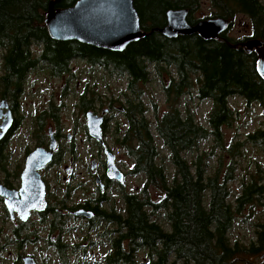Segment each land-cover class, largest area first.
<instances>
[{"label":"trees","instance_id":"1","mask_svg":"<svg viewBox=\"0 0 264 264\" xmlns=\"http://www.w3.org/2000/svg\"><path fill=\"white\" fill-rule=\"evenodd\" d=\"M52 1L0 0V55L4 70L0 96L9 97L16 104L27 75L39 61L48 65V72L59 75L69 71L76 57L86 58L110 75L129 78L131 94L125 104L128 126L124 130L117 127L116 138L135 158L133 173L145 175V194H127L124 212L105 214L115 218L119 227V236L113 242L115 252L108 257V263L138 264L135 251L139 248L148 253V264H246L244 255L264 260V220L257 222L250 245L243 246L231 238L237 220L250 207L252 210L257 204L264 205L261 167L256 174L252 173L251 179L241 181V191L233 200L230 187L236 179L237 160L245 155L246 146L264 149V79L257 71L256 51L249 53L243 46L249 39L264 41V0H207L213 12L199 18L195 12L202 0H134L143 30L151 33L122 52L79 41L54 40L45 24ZM77 1L60 0L54 7L67 8ZM181 8L189 10L191 24L222 17L230 21V27L209 40L198 34L169 38L160 31H152L167 24L169 10ZM240 16H245L251 27V35L244 39L228 33ZM34 45L41 46V51L34 52ZM169 66L175 68V74ZM150 69L158 79L161 76L164 84L169 106L163 112L155 101L147 106L141 99L144 90L140 85L152 80ZM163 70L170 72L168 85ZM193 88L200 100L212 103L206 125L189 110L183 111L177 102ZM234 97H241L248 106H260L263 118L244 139L226 143L223 131L232 127L239 115L230 105ZM87 98L83 93L82 108L88 107ZM150 111L152 118L148 116ZM157 139L169 151L172 176L167 165L159 162ZM209 139L213 142L211 153L221 149L222 156L208 174L202 154L190 160L186 153L196 152L201 141ZM3 149L2 141L0 167L5 157ZM226 155L231 159L228 164L224 161ZM150 187L159 193L156 202L150 198ZM158 211L164 213V223L151 218ZM245 217L244 220L249 219Z\"/></svg>","mask_w":264,"mask_h":264},{"label":"rangeland","instance_id":"2","mask_svg":"<svg viewBox=\"0 0 264 264\" xmlns=\"http://www.w3.org/2000/svg\"><path fill=\"white\" fill-rule=\"evenodd\" d=\"M203 3L195 12L197 18L209 16L212 14L213 9L207 0H202ZM229 35L236 39H244L251 35V27L247 23V18L245 16H240L234 21L232 28L228 32ZM34 52H40L41 46H33ZM1 54V53H0ZM72 70H74L75 77L73 80L69 79L70 91L65 90L64 79L60 78H47L46 74H37L28 77V80L24 83L25 93L20 97V105L22 112L21 126L15 131L14 135L10 138L7 147L4 149L5 157L2 160L3 165H5L7 171L0 167V183L9 178V182L16 181L17 171L22 166L24 156L23 152L25 148L33 149L35 139L32 136L35 134L36 124L34 122L35 116L42 109H49L50 102H54L55 105L64 104V108L60 111L61 119L63 120L65 137L62 140L63 146L68 148L72 145V141L75 143L76 154L72 157L75 159L71 162L72 166L75 167L77 173L90 169V160L94 158V155H98L99 151L95 144L91 142L86 136V129L84 127L85 112L79 107L78 101L79 96L89 87L91 90L94 88L93 92L97 98H102L104 101H108L109 98L118 97L125 100L127 98V78L126 77H115L114 75H109L108 72L96 69V72H90V65L83 61H73L71 63ZM74 67H77L74 69ZM152 68V65H150ZM169 69L175 74V68L170 67ZM95 71V70H94ZM2 69V58L0 55V77L3 74ZM106 75V76H105ZM165 77L166 84L170 81V72L163 70V75ZM152 80L145 85H140V88L144 90L141 99L146 103V105H152L155 101L160 107V112H163L168 108L169 102L167 100L166 92L164 90V84L153 72L151 74ZM1 88V85H0ZM196 88V87H195ZM188 90L177 102L183 111H190L196 119L206 125L207 117L211 111L212 103L209 100H200L196 89ZM106 105V104H102ZM123 105V104H122ZM230 105L233 109L239 112L237 119L232 127H227L224 129V135L226 143H232L236 141L235 139H244L245 135L255 130L261 123L263 118L261 107L257 104L248 106L246 102L241 97H234L230 99ZM152 109L153 106H151ZM116 119L122 121L125 124V118L118 108L115 109ZM151 111L148 113L149 118H152ZM21 116V115H20ZM116 128L110 126L108 130V139L110 145L113 147L121 168L129 172L133 167V158L128 155L127 151L116 143V135L114 136ZM47 133V130L45 131ZM71 133L72 138L68 140L67 135ZM157 144L160 150L159 162L165 163L168 167L169 174L172 176L173 167L168 160L169 151L160 139H157ZM213 142L212 140L201 141L199 148L196 152L186 153V156L191 160L194 155L202 154L205 157V161L208 164L207 173L213 172V167H216L217 161H219L220 156H222L221 149H215L212 152ZM230 157L225 156V164H228ZM236 169V179L230 185L232 189V200L234 196L241 191V181L243 179H251L252 173L256 174L258 167L260 166L264 173V149L253 145H247L245 149V155L239 157L237 160ZM87 165V166H86ZM86 166V168H85ZM9 173V174H8ZM10 175V176H9ZM55 175V173H54ZM84 178V177H82ZM90 179V178H89ZM145 184V175H130L125 179V188L129 191L139 192ZM90 188H93L92 183H89ZM119 197L118 194H114L113 197ZM150 198L153 201L159 200V193L156 189H150ZM124 206L122 200L118 201V207L121 209ZM163 212L158 211L154 213L151 217L153 220H158L164 223ZM245 216H248V220ZM237 220L232 231L231 238L232 241L238 242L243 246L250 245V241L255 238L256 235V224L258 221L264 220V205L257 204L252 210H249ZM75 224L74 221L71 222ZM46 224L36 220L32 228L37 231L39 239H35V243L28 242L24 247L20 248L18 244L13 241V229L16 227L15 223L11 221L10 218L6 217L3 213V203L0 201V245L1 240L5 248L1 250L0 246V264H23L22 258L25 256H33L38 264H62L61 261H65L61 256L54 251L53 248L48 247V241L45 238L48 235ZM73 226V225H72ZM28 231L25 234L28 235ZM85 231L83 229H75L70 231L65 240L72 239L76 242H81ZM3 236V237H2ZM34 237V235H33ZM98 238V237H97ZM3 245V247H4ZM106 247H95L94 252L96 255H92V250L86 255H81L79 252H72L66 256V260L69 264H102L105 258L104 254ZM146 254L144 251L138 253V261H146ZM246 264H262L264 260H261L260 256L244 255Z\"/></svg>","mask_w":264,"mask_h":264},{"label":"flooded vegetation","instance_id":"3","mask_svg":"<svg viewBox=\"0 0 264 264\" xmlns=\"http://www.w3.org/2000/svg\"><path fill=\"white\" fill-rule=\"evenodd\" d=\"M36 58H38V56ZM73 61H83L88 63L90 67H92L90 72H96L97 68H99V70H103L102 66L93 65L89 63V60L86 58L76 57L71 61V63ZM47 66L48 65L39 61L37 66L32 68L27 75V80L29 76H35L41 73L46 74L47 78L64 79L65 82L63 85H65V90L69 92V79L73 80L75 77V74L73 73L74 70H72V65L69 68V71L63 72L59 75H54L48 72ZM76 68L77 67H74V69ZM150 71L151 74L154 72L152 69H150ZM114 76L127 78L128 90L126 93L128 97L131 94L129 89V78L126 75L120 74H115ZM86 88L87 89L84 90L83 93H85L88 97V107H81V96L83 93L78 97V105L85 112L84 127L86 129V136L91 142L95 144L99 151L97 156L94 155L95 157L91 158L90 169L88 168L86 170V174L84 171L77 173L75 167H73L71 164V162L75 159L72 156L76 154L74 140H71L72 134L69 133L67 135L68 140L72 141V145H70L68 148H65L62 143L63 138L66 136L63 131V120L60 116V111L64 108V104L61 102L60 104L55 105L54 102H50L49 109L44 108L39 110L35 116L34 122L36 124L37 131L32 136L35 139L36 145H34L32 150L29 148L24 149V160L22 166L17 171L16 181L9 182V178L7 176L4 182L0 183V185H3L5 192L3 193V196H0V201L3 203V213L16 225V227L13 229V236L11 237L13 238V241H15L20 248L24 247V245L28 242L35 243L34 238L37 240L40 237H38L37 231L32 228V225L36 220L43 222L46 224L45 227L48 231V235L45 238V240L49 243L48 247L53 248L54 251L65 260L61 261L62 264H69L65 257L72 252H79L82 256H87L89 250L91 249V254L96 255L94 252L95 247H106L104 254L105 258L103 259L102 264H109L107 259L115 252L113 242L119 236V227L115 218H108L105 214H108L109 216L110 214L124 212L126 207L124 200L125 195L139 194L143 196L145 194L144 186L139 192L129 191L125 188V179L128 176L143 174L133 173L135 158L130 155L124 147H122L134 160L131 170L129 172L124 171L120 166L118 157L113 147L110 145V142L107 141L109 135L108 130L110 129V126L116 128L114 136L116 135L117 127H120L122 130H124L128 126V121L125 117V104L127 98L123 100L122 98L112 97L109 98L108 101H104V99L101 97L97 98L95 96L96 94H93L95 93L93 92L94 88L92 90L89 87ZM24 93L25 89L23 87V91L18 96L16 104L9 97L0 96V102L5 101L7 104V106L3 109V112L6 113L10 111L12 116L11 127L3 138L4 149L7 147V144L10 138L14 135L15 131L20 128L22 120L24 119L22 118L19 100ZM56 107H59V109L57 110ZM116 108L120 110L123 117L125 118V124L124 122L118 121L116 119ZM88 113H92L97 117H102L103 141H99L97 138L90 135L88 130ZM4 119L5 116H3V121ZM17 125H19L18 128L14 130ZM46 130L47 133L45 132ZM50 130H52V132ZM52 136L55 138L57 143L52 155V159L46 165H43L37 170L41 180L44 183L45 205L41 206L43 207L41 209H31L29 216L26 217L27 219H25V217L20 214L18 209H14L9 205L8 202L12 197L8 194L6 196V193L8 191L16 192L18 199H23L26 191L24 189L22 176L26 167L27 157L37 148H44L45 150L50 151ZM116 143H118L117 140ZM109 154H111L116 166L123 174V180H119L118 178L111 177L109 175ZM3 170L7 171L5 165H3ZM89 183H92L93 188H90ZM150 189L151 187L149 188V193ZM114 194H118L120 200H122L124 203V206L121 209L118 207L119 197L117 196L114 198ZM149 211L151 212L152 210L149 209ZM72 221H74L75 224H72ZM75 229H83L85 231L82 241L76 242L72 239L65 240L67 234ZM26 231L29 232L28 235L25 234ZM3 245V240H1V250L5 248V245L4 247ZM125 245L127 246V244ZM140 251H144L146 254V261L142 262V264H148L150 258L146 250L142 248L136 249L135 251L136 262L141 264V262L138 261V253ZM29 257L34 259L33 256H25L22 258L23 264H25V258ZM34 262L38 264L35 259Z\"/></svg>","mask_w":264,"mask_h":264},{"label":"water","instance_id":"4","mask_svg":"<svg viewBox=\"0 0 264 264\" xmlns=\"http://www.w3.org/2000/svg\"><path fill=\"white\" fill-rule=\"evenodd\" d=\"M58 1L60 0H53L50 3L45 18L49 34L54 40L79 41L97 48L122 52L131 43L151 33L143 30L134 0H78L70 7L55 8L54 5ZM188 15L189 10L186 8L171 9L167 12V24L152 31H160L169 38L198 34L209 40L219 37L230 27V21L222 17H210L191 24ZM243 46L249 53L256 51L257 71L264 79V41L249 39ZM6 106L5 101L0 102V144L12 124L11 112H3ZM88 130L91 136L103 141L102 117L88 113ZM56 146V140L52 136L50 151L37 148L28 155L22 176L26 191L23 199H18L16 192L6 193V196L8 194L12 197L9 205L18 209L25 219L31 209H41L43 208L41 206L45 205L44 183L37 170L52 159ZM108 156L109 175L123 180V174L113 157L111 154ZM3 193L4 187L0 185V196H3ZM25 264L36 263L29 257L25 258Z\"/></svg>","mask_w":264,"mask_h":264}]
</instances>
